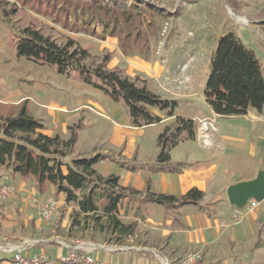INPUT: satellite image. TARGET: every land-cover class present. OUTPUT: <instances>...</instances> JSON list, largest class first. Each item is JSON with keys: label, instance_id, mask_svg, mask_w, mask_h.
<instances>
[{"label": "crops", "instance_id": "0c3cea01", "mask_svg": "<svg viewBox=\"0 0 264 264\" xmlns=\"http://www.w3.org/2000/svg\"><path fill=\"white\" fill-rule=\"evenodd\" d=\"M244 19L249 23V19ZM251 24L264 25V13L257 12L252 16ZM212 50L214 52V45ZM255 55L264 78V64L256 53ZM151 61L127 59L129 65L125 73L134 76L136 69V72H145L155 78L160 74L164 75L163 82L159 85L161 93L152 92L177 103L175 116L191 119L195 124L213 116L204 97L200 104L193 102L191 92L178 91L176 80L179 82L181 78L164 72L157 62ZM207 69L202 72L203 78L207 75ZM181 106L188 108V111L181 113ZM152 112L162 118V122L156 125L160 126L158 134L165 126L174 122V117L166 118L157 109ZM245 115L251 125L249 131L242 130L245 134L242 137L249 133L246 142H235V146L224 143L218 124L219 120L227 118L223 116H217V130L210 132L211 138L205 145H200L195 139L180 140L170 151L169 164L164 166L165 169H171L181 165L179 173L154 171L158 166V146L155 158L149 162H141L140 159L129 156L126 159L122 156L125 161L120 162L117 161L119 158L112 157V162L121 169L115 170V173H110L109 169L104 173L98 171V166L106 159L95 166L101 176L116 175L120 178L122 187L139 192L127 194L118 207V219L122 223L135 225L133 234L124 238L121 243L105 242L103 233L97 231V227L86 230L89 233L85 235V240L74 241L71 237V214L73 210L77 211V207L65 203L63 195L57 194L53 185L46 184L44 193L40 194L32 177L22 178L10 167L1 166L0 184L9 185L14 194L6 202L0 203V247L11 250L24 246L26 249L22 252L23 256L46 254L57 259L69 252L67 245L80 244L100 264H164L166 261L176 262L189 253L200 254L198 264H264V197L260 200L250 198L242 207H236L229 202L226 193L228 187L237 183L264 178V141L261 137L259 139L255 128L258 123L264 124V111L263 108L260 112L248 108ZM123 122L125 124L122 126H126L124 130L121 125L116 126L125 136L133 137V131L142 133L147 128L131 127L129 118H124ZM42 133L50 137L56 135L45 126ZM128 144L132 151L134 148L136 151L143 149L142 143L138 144L134 139L128 141ZM108 154L104 152L101 155L109 156ZM115 156L117 157L116 154ZM72 160L75 159L67 157L61 161L70 164ZM148 187L153 193L176 197L196 188L204 196L196 205L166 208L146 199ZM40 201L52 203L54 214L50 223H44L38 217L36 206ZM251 202H255L256 206L251 208ZM234 209L241 212L239 220L233 217ZM6 254L13 252L0 249V258ZM10 263L15 264L12 259Z\"/></svg>", "mask_w": 264, "mask_h": 264}, {"label": "rangeland", "instance_id": "374dc122", "mask_svg": "<svg viewBox=\"0 0 264 264\" xmlns=\"http://www.w3.org/2000/svg\"><path fill=\"white\" fill-rule=\"evenodd\" d=\"M70 1L90 4L99 0ZM8 2L0 6V124L6 118L17 115L21 108H25L34 118L42 119L41 122L47 130L61 139L69 138L71 127L76 138L71 152L65 158H89L96 154L109 153V156H105L107 161H102L98 166V171L102 173L107 169L110 173L121 170L112 162V157L119 158L117 161L120 162L125 161L126 156L138 158L141 162L154 159L160 126L147 127L142 133L133 131V137L122 135L121 129L116 125H124L123 119L128 118L124 105L113 102L102 92L82 84L73 74L66 77L57 74L52 66L39 65L17 57L15 36L19 30L26 27L38 29L59 44L71 38L88 50L90 63L96 64L106 55L109 58V69L122 71L130 79L137 80L138 84L144 79L150 91L161 93L159 85L163 82L164 75L160 74L155 78L145 72H136V69L134 76L125 73L129 65L127 59L137 62L154 60L164 72L181 78L179 82L176 80L178 91L191 92L196 104L203 100L213 45L215 49L217 38L230 30L246 47L255 51L264 64V25L251 24L252 16L257 12L264 13V0H102L100 4L107 8L116 3L123 8L124 14L134 16L135 30L144 34L134 36L135 46H130L133 52L129 54L121 52V45L126 32H135L134 27L126 29V25L122 23L117 36L109 37L103 36V29L98 26V36L93 38L69 32L61 24L52 23L53 16L37 15L29 8L15 5L13 1ZM60 4L56 5L53 12L60 8ZM121 15L123 13L119 10L117 17L123 18ZM243 17L249 19V23ZM238 18L245 21H239ZM143 38L147 43L143 42ZM206 69L208 72L203 78L202 72ZM18 103L21 105H13ZM180 111L187 112L188 108L181 106ZM218 124L225 144L235 146V142L248 141V132L246 137L241 136L245 135L242 130L249 131L251 126L246 115L227 117L219 120ZM122 127V130L126 128ZM255 128L258 130L259 139L261 137L264 141V124L258 123ZM132 139L138 144L142 143L143 149L136 151L134 148L132 151L128 144ZM88 186L92 187L93 183L90 182ZM96 192L103 194L100 188ZM77 194L80 196L82 193ZM94 216L100 220L96 221ZM71 218V237L74 241L85 240V235L89 233L86 230L90 227H97L96 230L99 231L101 223L105 225L101 209L90 217L73 210ZM103 235L105 242L114 241L107 232ZM12 257L13 254L1 257V264H12Z\"/></svg>", "mask_w": 264, "mask_h": 264}, {"label": "trees", "instance_id": "16d2710c", "mask_svg": "<svg viewBox=\"0 0 264 264\" xmlns=\"http://www.w3.org/2000/svg\"><path fill=\"white\" fill-rule=\"evenodd\" d=\"M8 1L29 8L37 15L53 16L52 23L61 24L69 32L93 38L98 36V26L103 29V36L109 37L117 36L122 23L126 29L134 27L135 30L136 27L134 16L124 14L123 8L116 3L107 8L100 4L102 0L90 4L70 0H0V6ZM58 3H61L60 8L53 12ZM119 10L123 18L117 17ZM136 34L144 35L139 30L126 32L121 45L123 54L133 52L130 46H135ZM143 42L147 43L144 38ZM15 51L17 57L39 65L52 66L57 74L66 77L73 74L79 82L102 92L111 101L121 102L131 127L146 128L161 123L162 118L154 114L153 109L162 112L166 118L174 117V122L165 126L157 137L158 166L154 171H181V165L171 169H165L164 166L169 164L170 151L180 140L194 139L196 124L191 119L175 116V101L163 99L150 91L146 81L138 84L137 80L130 79L122 71L109 69V58L106 55L98 63H90L88 50L71 38L59 44L38 29L26 27L15 36ZM203 97L211 111L223 117L245 115L248 108L260 112L264 106V78L259 60L233 32L217 40L210 59ZM42 130L43 123L28 114L25 108H21L14 117L6 118L0 124V167H10L22 178L32 177L40 194L44 193L46 184L53 185L57 194L63 195L64 202L74 204L77 212L85 217L96 215L101 209L105 225L101 223L99 232H107L115 243H121L124 238L132 235L135 225L122 223L118 219V207L127 194L139 192L122 187L116 175L104 177L98 174L95 166L105 159L101 154L77 158L70 164L62 163L61 159L71 152L75 143L76 133L71 127L67 140L58 135L47 136ZM90 182L93 186L89 188ZM99 188L104 195L96 192ZM77 192L82 194L79 196ZM203 196V192L196 188L180 197L156 194L149 187L146 191L149 202L174 209L196 205ZM94 219L100 220L95 216Z\"/></svg>", "mask_w": 264, "mask_h": 264}, {"label": "built area", "instance_id": "2783aa9c", "mask_svg": "<svg viewBox=\"0 0 264 264\" xmlns=\"http://www.w3.org/2000/svg\"><path fill=\"white\" fill-rule=\"evenodd\" d=\"M219 115L213 114L211 118H204L197 122L194 139L200 144L205 145L211 138V133L216 132V118ZM244 116V115H243ZM13 189L7 184H0V203L6 202L11 195ZM251 208L256 206L255 202H251ZM38 217L44 223H50L53 219L52 203L50 201H40L36 206ZM233 217L235 220L241 218L239 209H234ZM69 252L57 259H52L46 254L23 256L22 252L26 249L24 246L15 249L0 247L3 251L13 252L12 260L15 264H100L94 258L89 256L80 244L74 246H66ZM199 253H189L176 262L166 261L164 264H198L200 262Z\"/></svg>", "mask_w": 264, "mask_h": 264}, {"label": "water", "instance_id": "95a60500", "mask_svg": "<svg viewBox=\"0 0 264 264\" xmlns=\"http://www.w3.org/2000/svg\"><path fill=\"white\" fill-rule=\"evenodd\" d=\"M226 193L229 202L236 207H242L250 198L260 200L264 197V178L237 183L228 187Z\"/></svg>", "mask_w": 264, "mask_h": 264}, {"label": "bare ground", "instance_id": "6f19581e", "mask_svg": "<svg viewBox=\"0 0 264 264\" xmlns=\"http://www.w3.org/2000/svg\"><path fill=\"white\" fill-rule=\"evenodd\" d=\"M238 20H239V21H240V20H241V21H245L244 19H241V18H238Z\"/></svg>", "mask_w": 264, "mask_h": 264}]
</instances>
